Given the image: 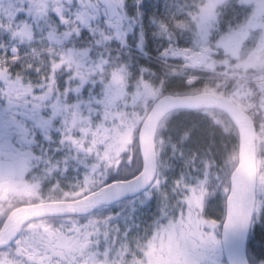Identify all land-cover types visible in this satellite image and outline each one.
Masks as SVG:
<instances>
[{
    "label": "flooded vegetation",
    "instance_id": "flooded-vegetation-1",
    "mask_svg": "<svg viewBox=\"0 0 264 264\" xmlns=\"http://www.w3.org/2000/svg\"><path fill=\"white\" fill-rule=\"evenodd\" d=\"M1 7L0 214L7 215L0 229L16 209L79 201L136 177L141 124L170 82L166 67L138 46L139 31H126L128 16L114 0H13ZM22 27L30 33L20 34ZM133 115L138 121L131 125ZM125 139L126 147L119 144ZM156 181L125 200L144 197ZM105 208L33 220L19 235L35 222L65 227L66 246L52 255L54 263L106 264L95 222L104 218L87 223L89 237L83 232V220Z\"/></svg>",
    "mask_w": 264,
    "mask_h": 264
},
{
    "label": "trees",
    "instance_id": "trees-1",
    "mask_svg": "<svg viewBox=\"0 0 264 264\" xmlns=\"http://www.w3.org/2000/svg\"><path fill=\"white\" fill-rule=\"evenodd\" d=\"M118 2L125 14L130 18L131 15L137 14L138 23L135 24L133 18L129 19V29L133 30V27H136L135 31L137 30L140 34H143L142 51L144 54L152 56H155L170 44L188 49H196L204 45L214 48L220 36L229 35L224 34L228 28L237 27L242 29L248 23V19L245 16L248 15L249 8L245 4H240L238 0H223L216 11V15L219 13L217 15L219 18L218 27L216 25L209 28L199 27L198 17L190 15L197 5L208 4L209 0H118ZM186 20H190L191 25L185 23ZM131 45L136 46L135 44ZM215 58L221 67L217 66V70L213 71L204 68L189 70L180 61L172 62L168 65L171 69H179L183 74L209 77L217 74L221 69L226 70V67H222L220 64L225 57L217 56ZM169 77L170 82L165 91L167 94L184 96L189 95L188 93L190 92L198 94L202 89V84L199 81L193 85H186L184 79L180 76L169 74ZM158 79L157 77L156 80ZM251 120L255 128L256 121L255 119ZM155 143L157 146L156 183L160 184V190L159 192L156 191V196H154L156 202L162 197L161 192L164 193L166 189L170 190V185L174 189L177 183L176 180H181L182 177H187L196 186L199 185L201 176L204 175L203 172L206 170L209 173L210 181L206 186L212 192L210 195L208 193L204 194L199 205L195 204L191 198H188L187 203L177 206L174 210L175 224L170 231L168 238L172 237L169 240L170 244L167 246L175 249V256H182L184 261H176L179 257L170 260L171 256L164 250L160 252L156 247V253L159 258L155 263L212 264V253L207 248L203 250L199 241L201 242V234L203 233L204 236V229L209 226V222L222 227L225 218L226 198L229 193V179L237 164V130L229 118L219 110L200 109L189 111L180 109L171 112L161 123ZM167 143L170 165L168 173H165L162 162L166 156L164 148ZM131 201L125 200L108 206L102 210L106 212L105 215L102 211H96L93 214L94 217L102 214L101 218H105L108 214V218H113L112 221L116 229L119 230V236H113L112 238L116 243H119V240L125 237H127L128 242H131L132 233H138L135 229L132 232L133 227L131 226L139 222L138 219L142 213V208L137 206L140 205H133L131 208L133 212L124 210L118 214L117 207L124 202ZM152 201L153 199L149 202ZM201 204L202 206H200ZM134 207H137V209H134ZM188 208H191V211L199 210L195 219L190 220L188 218V215L190 216L191 214L188 213ZM150 213H153L152 209ZM115 214L118 215L116 216ZM147 219L148 221L151 220L150 217ZM183 219L185 223H183ZM150 227L151 225L145 227L148 233H150ZM139 232L142 233V229ZM101 234L103 235V233ZM137 236L136 245H144L143 236L140 233ZM13 244L11 243L6 248L0 249V252L10 248ZM125 247L127 248V246ZM220 249L215 255H219L221 264H226L221 244ZM160 255L165 257H160ZM246 256L249 264H257L258 260L264 259V209L261 216H258L256 212L253 214L251 229L246 242ZM130 257H133L131 258V263L134 262L135 253L133 251L124 254L122 257L124 261L122 262L126 263V258ZM118 263L119 257L115 261V264Z\"/></svg>",
    "mask_w": 264,
    "mask_h": 264
},
{
    "label": "rangeland",
    "instance_id": "rangeland-1",
    "mask_svg": "<svg viewBox=\"0 0 264 264\" xmlns=\"http://www.w3.org/2000/svg\"><path fill=\"white\" fill-rule=\"evenodd\" d=\"M10 1L13 0H0V15L4 14L7 17L6 13L1 11L3 9L1 4ZM114 1L117 3L119 9L118 0ZM222 1L223 0H209L208 11L201 13L198 17L199 27L204 26L209 28L216 25V27H218L219 18L216 15V11ZM238 1L240 4H245L247 8H249L248 15L245 16L248 19V23L243 26L242 29L237 27L228 28L224 34L229 35L220 36L214 48L204 45L190 51L194 53V51L198 52L202 49L206 50L204 53V62L202 63L201 69L204 68L211 71L217 70L216 67L219 66L217 62L218 60L215 57H225L223 58L224 60L220 62V64L222 67L225 66L226 70L221 69V71L217 74H213L214 77L207 78L201 86L202 89L198 93L202 94L204 92H211V94L214 93L216 95L225 96L229 99H234L236 104H241V102L244 104L246 103L245 108L248 109L247 95L250 93L249 90L255 86H264L263 81L260 83V80H256L253 76V73H257L259 70L255 68L264 67V0ZM131 18L134 19L133 21L135 24L138 23L137 14L134 16L131 15ZM135 28L133 27V30L131 29L127 32L131 33ZM45 32V30L42 31V33ZM140 35L143 40V35ZM183 64L184 66L189 67L187 63ZM240 78L245 79L246 84H244ZM152 94H155L154 90L147 92L146 96L152 98ZM188 94L189 96L196 95L193 92ZM141 120L142 118L139 119V121ZM133 121L135 123L138 121L137 117L134 115L130 116L128 123L132 125ZM255 121V163L257 168L255 212L258 216H261L264 209V130L261 129L258 117L255 119ZM127 142L128 140L125 139L119 144L121 146L124 144V147H126L129 143ZM167 146L168 143L164 148L166 156L162 162L165 168V173H168L170 165V156ZM203 173L204 175L201 176V182L197 186L189 181L187 177H182L181 180L177 179V183L174 186L175 188L173 189V186L170 185V190L166 189L164 193L161 192L162 197L157 202L155 201L154 196H156V191L159 192L160 190V184H158V182L147 193H145L144 197L139 198L138 200H132L131 202H124L121 206L119 205L120 207H117L119 214L124 210L133 212L131 209L133 205H140L137 206L138 208H142V213L138 219L139 222L136 225H132L131 227H133L132 232L135 229L143 236V240H145L144 245H136L135 241L138 238V233H132L131 242L127 241V237L119 240V243H116V241L114 242V239L112 240V238L113 236H119V230L116 229V226L112 221L113 218H108L107 214V216L101 220V222L96 220L95 222L98 223V225L101 224L100 227L97 225V228L101 233H103L107 247V255L106 259H104V262H106V264H115V261H117L119 257V264H153V262L159 258L156 253L157 248L160 252L164 250L169 256H171L169 258L170 260H174L175 258L179 257V259L176 261H184L182 256H175V249L169 248V246H167L170 244L169 240L172 236L170 238L168 237L170 236V231L175 224L174 210L176 207L187 203L188 198H191L195 204L199 205V202L201 201L204 194L206 195L208 193V195H210L212 193L210 191L211 189L209 190V188L206 186V184H209L210 182L208 177L209 173L207 170ZM96 179L98 180V178ZM94 180L95 179H91V185L97 181ZM29 192H31V190H29ZM152 199L153 201L149 202ZM200 206H202V204ZM137 207H134V209H137ZM151 209L153 213H150ZM187 210L189 214L191 213L190 216L188 215L190 220L195 219V216L199 212V210L191 211V208H188ZM102 212L104 215L106 214V212ZM118 214L115 215L117 216ZM5 215L6 214H0V225L3 222L2 219ZM101 216L102 214L100 216H92L90 219L83 220V224H85L83 226V232L85 233L86 237H89V234H92V230H90V227L87 225V223H92V221L99 219L98 217L101 218ZM149 217L151 218L150 221L147 219ZM40 223L37 222L36 224L35 222L27 225L21 231L14 244L10 248L0 252V264H57L52 261L51 257L52 255H57V251L62 249V244L63 247L66 246V242L61 239L63 238L65 227H61L58 231H56L54 228H48L46 223ZM183 223H185L184 219ZM150 225V233H148L145 227ZM141 229L142 233L139 232ZM220 230L221 225L209 222V226L204 229V236L203 233L201 234V242L199 241V244L203 247V250L204 248H207L208 251L212 253V264H221V258L218 254V256L215 255V253H218L219 250H221L219 240L221 238ZM146 236L149 238H146ZM124 245L127 246L128 249ZM40 250L42 252H40ZM130 251L135 253V261L131 263V258L133 257H130L128 259L126 258V263H123V255L130 253ZM160 257L165 256L160 255ZM88 264H94V262L91 261ZM257 264H264V259L258 260Z\"/></svg>",
    "mask_w": 264,
    "mask_h": 264
},
{
    "label": "water",
    "instance_id": "water-1",
    "mask_svg": "<svg viewBox=\"0 0 264 264\" xmlns=\"http://www.w3.org/2000/svg\"><path fill=\"white\" fill-rule=\"evenodd\" d=\"M22 27L20 34H29ZM31 39V36H29ZM217 109L227 115L239 136L238 164L230 176L226 213L221 231V247L227 264H249L246 242L255 207L256 165L254 126L250 117L231 101L211 93L191 96L165 95L145 117L138 134L141 172L127 182L112 183L75 202H59L24 207L12 211L0 229V249L15 240L20 228L45 217L84 216L101 205H112L147 190L155 178L154 138L161 120L174 110Z\"/></svg>",
    "mask_w": 264,
    "mask_h": 264
},
{
    "label": "clouds",
    "instance_id": "clouds-1",
    "mask_svg": "<svg viewBox=\"0 0 264 264\" xmlns=\"http://www.w3.org/2000/svg\"><path fill=\"white\" fill-rule=\"evenodd\" d=\"M209 5L203 3L202 5H197L190 15L194 17H199L201 13L207 12ZM219 15V13H217ZM185 23L191 25L190 20H186ZM256 80L264 81V67H260L257 73H253ZM247 106L249 109L250 119L259 118L261 129L264 130V87H261L258 91H254L248 96Z\"/></svg>",
    "mask_w": 264,
    "mask_h": 264
}]
</instances>
